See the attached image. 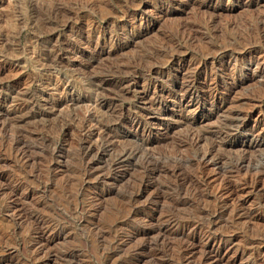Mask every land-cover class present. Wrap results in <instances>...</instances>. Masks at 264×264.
<instances>
[{
	"label": "rangeland",
	"instance_id": "1",
	"mask_svg": "<svg viewBox=\"0 0 264 264\" xmlns=\"http://www.w3.org/2000/svg\"><path fill=\"white\" fill-rule=\"evenodd\" d=\"M0 264H264V0H0Z\"/></svg>",
	"mask_w": 264,
	"mask_h": 264
},
{
	"label": "bare ground",
	"instance_id": "2",
	"mask_svg": "<svg viewBox=\"0 0 264 264\" xmlns=\"http://www.w3.org/2000/svg\"><path fill=\"white\" fill-rule=\"evenodd\" d=\"M212 15V14H211ZM236 57V56H235ZM212 65V64H211ZM194 82V81H193ZM192 82V83H193ZM188 84V83H187ZM190 84V83H189ZM186 85V84H185ZM182 87V86H181ZM190 87V86H189ZM183 90L185 88H182ZM189 89V88H188ZM193 90V89H192ZM191 90V91H192ZM182 92V91H181ZM193 92V91H192ZM183 93V92H182ZM188 93V92H187ZM184 94V93H183ZM192 94V93H191ZM223 96V95H222ZM183 97V96H182ZM210 97V96H209ZM183 100L185 99L184 97L182 98ZM189 100V99H188ZM228 101V100H227ZM186 102V101H185ZM215 104V103H214ZM215 110V109H214ZM220 111V110H219ZM193 112V111H192ZM218 112V111H217ZM163 127V126H162ZM233 133V132H232ZM188 135H189V138L191 141H193L194 143H198V142H201V140H204L205 138V135L204 132H200V131H189L188 132ZM256 138V137H255ZM250 139V138H249ZM218 141V140H217ZM259 140L255 139H250L247 146H249V148L252 146V145H255V144H258ZM217 146V143L212 141L210 142V145H209V148L207 149V151L204 153V156H206L207 154H210L211 152H213L215 150ZM204 149V148H203ZM247 150V149H245ZM247 160L246 156H242L241 157V160H240V164L244 163L245 161ZM38 251V250H37Z\"/></svg>",
	"mask_w": 264,
	"mask_h": 264
}]
</instances>
